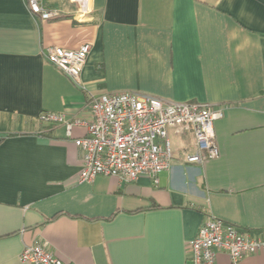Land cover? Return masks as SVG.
<instances>
[{
    "label": "crops",
    "instance_id": "crops-1",
    "mask_svg": "<svg viewBox=\"0 0 264 264\" xmlns=\"http://www.w3.org/2000/svg\"><path fill=\"white\" fill-rule=\"evenodd\" d=\"M0 0V264L41 243L68 264H191L189 241L210 217L264 231V0ZM90 44L82 84L46 58ZM133 91L223 106L220 155L189 162L190 131L172 129L169 169L132 182H79L87 132L41 120L91 119L102 93ZM217 264H232L228 253ZM239 264H264V251Z\"/></svg>",
    "mask_w": 264,
    "mask_h": 264
},
{
    "label": "built area",
    "instance_id": "built-area-1",
    "mask_svg": "<svg viewBox=\"0 0 264 264\" xmlns=\"http://www.w3.org/2000/svg\"><path fill=\"white\" fill-rule=\"evenodd\" d=\"M83 13L90 11L91 0H74ZM30 12L41 19L59 17L62 11L47 8L41 0H28ZM91 51L90 44L76 49L48 47L46 58L78 85ZM91 119L66 121L63 115L47 112L41 120L65 123L70 135L74 125H86L87 132L75 140L83 151L79 182H90L97 175L116 176L125 182L147 175L158 183V175L169 169L174 157L172 129L190 131L195 150L186 153L189 162H203L220 155L215 140V120L224 116V107L194 101H170L157 96H142L133 91L102 93L90 101ZM191 264H217L218 252L229 254L232 264L249 254L264 251V231L241 230L217 217L208 218L189 241ZM21 260L29 264H68L44 244L26 245ZM187 264V263H185Z\"/></svg>",
    "mask_w": 264,
    "mask_h": 264
}]
</instances>
